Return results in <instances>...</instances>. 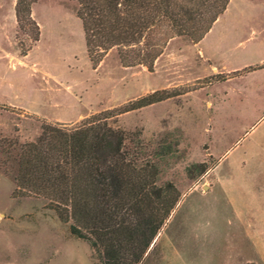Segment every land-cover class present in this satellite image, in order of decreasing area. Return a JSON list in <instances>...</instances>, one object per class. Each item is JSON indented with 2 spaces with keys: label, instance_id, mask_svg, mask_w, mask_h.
Wrapping results in <instances>:
<instances>
[{
  "label": "rangeland",
  "instance_id": "1",
  "mask_svg": "<svg viewBox=\"0 0 264 264\" xmlns=\"http://www.w3.org/2000/svg\"><path fill=\"white\" fill-rule=\"evenodd\" d=\"M16 2L0 0V145L168 97L107 120L130 134L139 165L157 169V185L180 195L139 264H264V70L218 85L264 67V0H229L201 47L219 66L256 65L236 72L211 70L188 37L170 39L152 72L124 67L116 49L95 66L76 2L31 4L38 33L26 22L19 28ZM1 152L0 264H101L46 200L15 194Z\"/></svg>",
  "mask_w": 264,
  "mask_h": 264
},
{
  "label": "trees",
  "instance_id": "2",
  "mask_svg": "<svg viewBox=\"0 0 264 264\" xmlns=\"http://www.w3.org/2000/svg\"><path fill=\"white\" fill-rule=\"evenodd\" d=\"M36 1L17 0L20 29L26 22L38 33L30 12ZM72 1L92 65L116 49L124 67L143 66L149 72L170 39L198 43L229 5V0ZM161 27L172 35L156 39ZM164 99L143 97L114 115H93L72 128L43 125L33 142L2 141L5 173L15 194L46 200L70 235L86 242L101 264H139L180 195L171 183L157 185V169L139 165L127 147L130 134L107 120Z\"/></svg>",
  "mask_w": 264,
  "mask_h": 264
},
{
  "label": "crops",
  "instance_id": "3",
  "mask_svg": "<svg viewBox=\"0 0 264 264\" xmlns=\"http://www.w3.org/2000/svg\"><path fill=\"white\" fill-rule=\"evenodd\" d=\"M228 10H229V7L226 9V11L214 22V24L212 25L211 29L209 30V32L196 44H192V46H196L198 47V53H200L198 56H199V59L201 62L203 63H207L208 65H210L211 67V70L212 69H216V70H221V71H225V72H236L237 70H244V69H248L249 67L251 66H256V65H249V64H242V65H238V66H230V67H226L225 65L223 66H219V63L216 62L215 58H213L212 56H209V55H205L203 53V51L201 50V47L203 46V44L214 34V31H215V28L216 26L221 22V19L222 17L224 16V14H227L228 13ZM231 29L230 31H227L226 33L228 34L229 37H231V35L229 34L231 31H233V27L232 25L230 26ZM235 28V27H234ZM238 44V42H237ZM240 48V47H239ZM261 65H264V61L259 64V66ZM264 70V67L260 68V69H257V70H252V71H249L246 70L241 76L239 77H236L235 79H228L218 85H221L223 83H227V82H230V81H235L237 79H241L243 76L245 75H248L250 73H254V72H257V71H262ZM216 85V86H218ZM226 99V102L228 101V97H225ZM223 104H226L225 102L221 103L219 106L223 105ZM211 106H213V104L211 103Z\"/></svg>",
  "mask_w": 264,
  "mask_h": 264
}]
</instances>
